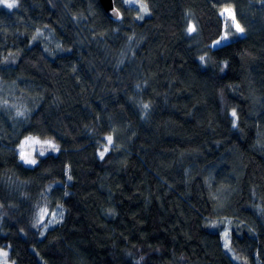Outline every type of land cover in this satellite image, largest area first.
<instances>
[{
    "label": "trees",
    "instance_id": "obj_1",
    "mask_svg": "<svg viewBox=\"0 0 264 264\" xmlns=\"http://www.w3.org/2000/svg\"><path fill=\"white\" fill-rule=\"evenodd\" d=\"M11 2L0 5L9 259L264 264L263 0H137L148 15L116 0L119 19L99 0ZM28 137L58 152L27 166ZM56 210L55 226H39Z\"/></svg>",
    "mask_w": 264,
    "mask_h": 264
},
{
    "label": "rangeland",
    "instance_id": "obj_2",
    "mask_svg": "<svg viewBox=\"0 0 264 264\" xmlns=\"http://www.w3.org/2000/svg\"><path fill=\"white\" fill-rule=\"evenodd\" d=\"M100 1V0H99ZM126 3L136 7V9L140 10V12H142V15H148V10L146 9L145 11V7L140 3L137 2V0H126ZM264 3V0H263ZM9 4H14V2L12 3L11 0H0V5L2 6H8ZM114 6L115 8L117 7L119 9V7L116 5V0H114ZM120 11V9H119ZM121 14V12H120ZM141 17V15H140ZM188 29H187V33L189 35H193L196 36L198 33V29L195 26L194 22H192V19H188ZM189 28H194V31H189ZM206 60H208V56H203L201 57V61L203 63L206 62ZM38 141V143H37ZM113 144V139L111 144L108 143L107 138L106 141L104 142V148H105V154H107L111 149V146ZM58 152V146L56 145V143L54 141H46V140H41L35 137H29L27 139H25L20 146V155H21V160L22 162L27 165V166H35L38 162H37V158L36 155H40V156H46L47 154L50 153H57ZM43 153V154H41ZM28 161H34V163H30ZM62 215V211L61 210H56L55 212H53L50 217L47 218V214L43 213V215L39 214L38 218H39V226H42L44 230L55 226V224L58 223L59 219L61 218ZM225 233H223V242H224V246H225V250L227 251L228 254H233L230 242H227L229 239V235L225 236ZM3 253H7V256H4ZM0 264H15V262L11 261L8 257V250L6 249H2L0 248Z\"/></svg>",
    "mask_w": 264,
    "mask_h": 264
},
{
    "label": "water",
    "instance_id": "obj_3",
    "mask_svg": "<svg viewBox=\"0 0 264 264\" xmlns=\"http://www.w3.org/2000/svg\"><path fill=\"white\" fill-rule=\"evenodd\" d=\"M101 5L105 9L106 13L110 18L119 19L120 18V11L119 9L114 6V0H100Z\"/></svg>",
    "mask_w": 264,
    "mask_h": 264
},
{
    "label": "snow or ice",
    "instance_id": "obj_4",
    "mask_svg": "<svg viewBox=\"0 0 264 264\" xmlns=\"http://www.w3.org/2000/svg\"><path fill=\"white\" fill-rule=\"evenodd\" d=\"M8 7H13V5H12V4H9ZM145 11H146V8H145ZM224 12H227V13L231 14L229 9H225ZM222 14H224V13H222ZM233 19H234V17H233ZM234 26H235V28H236L237 31H239V32H243V28H241L240 25H239L238 23L234 24ZM194 30H195L194 28H189V31H190V32H191V31H194ZM233 115H235V113H233ZM107 141H108L109 144H111V142H112V138H111V137H108V138H107ZM37 143H38V141H37ZM41 154H43V153H41ZM102 156H103V153H101V157H102ZM28 162H30V163H34V161H28ZM225 236H227V233H225ZM3 255H4V256H7V253H3Z\"/></svg>",
    "mask_w": 264,
    "mask_h": 264
},
{
    "label": "bare ground",
    "instance_id": "obj_5",
    "mask_svg": "<svg viewBox=\"0 0 264 264\" xmlns=\"http://www.w3.org/2000/svg\"><path fill=\"white\" fill-rule=\"evenodd\" d=\"M29 138V137H28ZM27 139V138H26Z\"/></svg>",
    "mask_w": 264,
    "mask_h": 264
}]
</instances>
